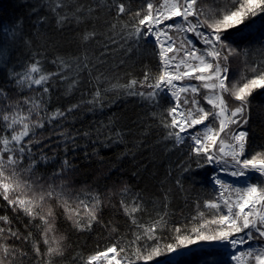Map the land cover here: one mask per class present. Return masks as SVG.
Returning <instances> with one entry per match:
<instances>
[{"label":"trees","instance_id":"1","mask_svg":"<svg viewBox=\"0 0 264 264\" xmlns=\"http://www.w3.org/2000/svg\"><path fill=\"white\" fill-rule=\"evenodd\" d=\"M121 2L126 12L117 14L116 4ZM147 3L0 0V137L10 135L2 118L5 112L18 107L27 113L32 101L39 105L44 126L33 128L35 137L30 134L25 138V142L36 139L39 143L29 145L31 153L25 152L20 175L36 191L51 186L57 193L44 206L45 212L51 206L55 214L50 218L53 230L47 235L48 243L46 226L39 217L32 219L13 211L0 197V216L6 215L11 221H0V227L20 236L17 239L7 232L0 236V244L10 249L6 264H85L90 256L113 245L125 249L120 256L127 264L128 257L134 259L135 248L157 243L144 238L138 225L146 227L163 217L164 223L156 233L163 246L174 242L175 227L191 234V229L202 222L200 212L211 218L214 210L204 204L219 196L211 183L215 170L209 164L197 165L199 158L191 151L190 137L181 134L183 143H177L175 137L168 136L171 129L162 123L171 119L167 90H160L153 100L129 94L153 89L139 83L132 89L125 87L134 79L143 81L146 71L157 75L161 67L153 42L143 34L139 38L133 35L132 14L145 10ZM76 5L80 11H76ZM197 6L205 16L214 17L230 6V0H197ZM62 16L68 19L61 20ZM89 33L94 35L85 40ZM228 43L238 52L237 61L231 57L227 61L229 75L234 62L239 64L235 73L239 80L241 76L252 77V67L264 68V18L256 17L250 26L233 30ZM35 62L49 77L47 83H16ZM44 87L48 88L46 93ZM226 98L232 105L239 103ZM56 112L63 115L51 119ZM32 116L35 120L36 113ZM246 119L242 129L248 133L246 156H251L264 151V89L253 91L249 97ZM28 168L31 171H23ZM94 198L99 200L97 219L90 228H77L65 214L64 200L76 208L80 201L91 207ZM137 204L139 211L131 215L125 211V207L130 210ZM78 211L80 215L74 219L85 224V208L81 206ZM137 235L142 238L136 240ZM256 246L251 248L264 247V241ZM49 247H59L60 254L49 255ZM167 258L155 257L148 264ZM0 259H5L2 250ZM162 264H168V260ZM175 264L232 262L226 252L203 249L180 256Z\"/></svg>","mask_w":264,"mask_h":264},{"label":"snow or ice","instance_id":"2","mask_svg":"<svg viewBox=\"0 0 264 264\" xmlns=\"http://www.w3.org/2000/svg\"><path fill=\"white\" fill-rule=\"evenodd\" d=\"M66 4V0H62ZM57 4L56 7H60ZM76 11L80 6L76 5ZM91 11V9H89ZM117 14H124L126 6L124 3L116 4ZM135 20L133 35L138 38L143 34L155 38L159 47L160 70L155 76L149 71L144 73L143 81L132 80L125 87L132 89L139 83L141 87L153 89V91L130 92L129 94L156 99L160 90H167L173 97L174 103L167 109L170 120H162L165 128L171 129L169 137H175L177 143H183L182 133L190 129H196L191 135L193 142L191 151L199 159L198 166L204 164L222 165V170L232 177L247 178L248 174L256 173L264 177V151L255 152L246 156V144L248 133L243 130L237 131L241 124H246V112L249 104V97L253 91L264 89V68L252 67V77L241 76L236 83L229 81L227 61L230 56L238 54L237 49L228 43V35L233 30L240 31L250 26L256 17L264 18V0H230V6L214 17L205 16L204 11L197 6V0H157V3L148 2L145 10L132 14ZM201 17H205L201 19ZM195 18V19H190ZM62 16L61 20H67ZM167 21H172L166 24ZM201 29H204L202 31ZM174 30L183 34L177 44L174 36L169 31ZM192 34L203 48L197 46L188 34ZM228 34V35H226ZM94 33L87 34V40ZM163 37V39H162ZM63 63V61L61 62ZM38 74V75H33ZM49 77L41 73L38 62L33 63L24 74L23 79L16 80L22 84L28 81L30 85L41 86L47 83ZM195 80V84H180L177 81ZM204 90L202 99L210 108L201 104L198 96ZM46 93L47 87L43 88ZM181 94L185 95L181 100ZM100 95L99 92L96 93ZM239 102L232 105L229 99ZM30 99V98H29ZM25 104L29 100L24 101ZM40 106L32 101L27 113L17 109L11 113L3 114V121L6 124L10 135L0 137V197L7 201L13 211L23 212L26 216L35 219L39 217L44 228L45 243H48L47 235L53 230L51 219H54V211L49 206L44 211L45 201L53 198L57 193L49 186L48 190L36 191L31 183L22 179L20 164L27 151L31 153L29 145L39 143V140L25 138L32 134L35 137L33 128L43 127L39 115ZM33 112L36 118L33 120ZM63 113L56 112L51 119L61 116ZM16 126H19L17 129ZM198 126H203L198 128ZM87 135V133H85ZM67 164V161H65ZM31 171V168L23 169ZM214 182L219 186V196L212 201H207L204 207L214 210L211 218H205V213L200 212L201 223L191 229V234L180 227L173 229L175 240L163 246L157 239V230L164 223L163 217L154 221L148 226L138 225L143 229V236L147 240H157V243L145 248L134 249L132 257L127 258V264H136V261L143 260L145 264L155 257L168 255V264H175L171 255L180 254V250L187 249L200 241L220 242L231 246L233 249L253 239L264 240V180L258 183H246L242 187L228 184L218 177ZM95 199V198H94ZM84 207L88 216L87 222L81 224L78 209ZM99 200L89 207L84 201H80L76 208H73L67 200H64L63 207L69 219H73L77 228H90L97 219ZM139 205H134L130 210L125 211L130 215L139 211ZM51 218V219H50ZM0 221L10 224L8 216H0ZM135 222V221H134ZM215 226V227H212ZM8 233L11 237L20 238L19 233L0 227V236ZM238 234H243L239 239ZM31 235V233H29ZM142 237L137 235L136 240ZM135 243V241L133 242ZM5 259H0V264H6V258L10 255L8 246L0 244ZM39 254V249H36ZM125 249L117 245L110 246L104 251L96 253L88 258L85 264H93L96 261H108L111 264H124V257L120 256ZM60 254L59 247H49L48 254ZM113 255H109V254ZM120 256V259H117ZM247 258L242 259V258ZM232 259L237 264H264V247L253 250L251 246L246 252L237 255L235 252Z\"/></svg>","mask_w":264,"mask_h":264},{"label":"rangeland","instance_id":"3","mask_svg":"<svg viewBox=\"0 0 264 264\" xmlns=\"http://www.w3.org/2000/svg\"><path fill=\"white\" fill-rule=\"evenodd\" d=\"M147 2H152V3L155 4V3H157V0H147ZM190 19H195V18H190ZM170 23H172V21H167V22H166V24H170ZM201 30L204 31V29H201ZM169 35L174 36V37L176 38V40H177V44H178V43H179V40H180V38H181V36H182L183 34L177 33V32H175L174 30H170V31H169ZM188 36H189V38H191V39L193 40L194 43L197 44L198 47L203 48V45L199 44V42L195 40V37L192 36V34L189 33ZM146 38L149 39L151 42H153V44L155 45V47H156V49H157V51H158V53H159V47H158V45H157L156 42H155V38H154V37H151V36H146ZM162 39H163V37H162ZM158 56H159V55H158ZM230 57H231L232 60H235V59H236L235 61L238 60V55H237V54H236V55H232V56H230ZM159 60H160V57H159ZM227 67H228V66H227ZM238 67H239V64H238V63L236 64V63L234 62V64H232V70H231L232 74L229 75V71H228L229 81H227L226 83H230V84H231V83H236V82L239 80L238 77H235V75H236L235 73L237 72ZM233 73H234V74H233ZM232 75H233V76H232ZM176 83H177L178 85H180V84L187 85V84H189V83H191V84H195V85H199L200 82L195 81V80H187V79H185V80L182 81V82H181V81H177ZM203 92H204V90L202 89V90H201V96H198L197 99H200L201 104H202L203 106H205L206 108H210L211 106H210V105H207V104L203 101V99H202ZM167 94H168V97H169L170 102H171L172 105H173L174 102H173L172 99H171V94H170L168 91H167ZM185 95H189V94H181V100L183 99V97H184ZM250 107H251V109H252V105H251ZM247 111H248V109H247ZM243 126H244V124H241V125L239 126V128H237L236 125H232V128H233V129H236L237 131H239V130L246 131V130L242 129ZM202 127H203V126H198V128H202ZM195 131H196V129H190V130H188L187 132L182 133V134L184 135V137H185V136H186V137H191V135L194 134ZM246 132H247V131H246ZM191 142H192V141H191ZM192 145H193V142H192ZM245 155H246V151H245ZM209 165H211V166L214 168V170H215L214 175H213V177H212V179H211V183H212L213 187L217 190V194H218V195H219L220 189H219V186L216 185L215 182H214V178H215V177H218V178L221 179L222 181H224V182H226V183H228V184L234 185V186H236V187H242V186H244L246 183H258V182H260L261 180H264V177H260L258 174H256V173H251V172L248 174V177H247V178H236V177H232V176H230L229 174H227L226 172H224V171L222 170V168H223L222 165H216L215 163H213V164H209ZM254 180H255L256 182H254ZM242 235H243V234H238V236H237L236 238L239 239ZM263 241H264V240H263ZM257 242H260V240H258V239H253V240H251V241H247V242H246L245 244H243V245H239V246H238L236 249H234L233 251H223V252H226V253L229 254V259L231 260L232 264H237V261H235V260L232 259V255H233V253L235 252L237 255H239V254L242 253V252H246V251L248 250V248H247L248 245H251L253 248H254V247L258 248V246H256V245H257ZM201 243L208 244V245H214V244H216L217 242H212V241H201V242H198V243H196L195 245H193V246H191V247H189V248H187V249H182V250H180V252H182V253H186V254H187V250H189V249H191V248H194V247H196L197 245H199V244H201ZM202 250H203V249H202ZM194 251H195V250H194ZM194 251H193V252H194ZM109 255H113V254L110 253ZM175 255H176V254H172V255H171V260L174 261V262L177 260ZM242 259H245V260H246L247 258L245 257V258H242ZM166 260H169V258L162 260L161 263H162V262H165ZM102 261H104V260H102ZM158 263H160V262H157L156 264H158ZM112 264H116V262H115V261H112Z\"/></svg>","mask_w":264,"mask_h":264},{"label":"water","instance_id":"4","mask_svg":"<svg viewBox=\"0 0 264 264\" xmlns=\"http://www.w3.org/2000/svg\"><path fill=\"white\" fill-rule=\"evenodd\" d=\"M211 248L214 249V248H215L214 245H208V244L201 243V244L197 245L196 247L189 249V250H190L189 253L193 252L194 250H195V251H198V250H202V249H211ZM184 254H186V253H182V252H180L179 255H175V256H176V259H178L180 256H182V255H184ZM187 254H188V253H187ZM162 263H163V262H162ZM162 263L160 262V263H158V264H162Z\"/></svg>","mask_w":264,"mask_h":264},{"label":"bare ground","instance_id":"5","mask_svg":"<svg viewBox=\"0 0 264 264\" xmlns=\"http://www.w3.org/2000/svg\"><path fill=\"white\" fill-rule=\"evenodd\" d=\"M171 99L172 101L174 102L173 100V97L171 96ZM238 239V238H237ZM239 246V245H238ZM237 246V247H238ZM214 249L217 250V251H233L234 249L231 247V246H228L226 244H223V243H220V242H217L216 244H214ZM236 249V248H235ZM190 250H187V253H189Z\"/></svg>","mask_w":264,"mask_h":264}]
</instances>
